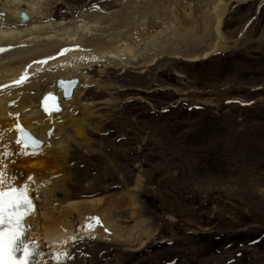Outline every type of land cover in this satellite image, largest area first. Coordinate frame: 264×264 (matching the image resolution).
<instances>
[{
    "label": "rangeland",
    "instance_id": "obj_1",
    "mask_svg": "<svg viewBox=\"0 0 264 264\" xmlns=\"http://www.w3.org/2000/svg\"><path fill=\"white\" fill-rule=\"evenodd\" d=\"M4 1L0 0V16L6 10ZM38 1L24 2L46 9L55 23L65 26L93 21L95 13L118 18L128 9L141 10L135 15L146 14L155 26L178 19L165 34L177 37L182 49L188 50L195 43L205 47L211 30L204 32L192 24L186 36L182 25L188 20L203 25L214 0ZM221 1L227 8L220 29L225 46L214 54L200 60L161 55L140 67L144 56L137 65L121 69L103 68L95 56L97 60L87 64L91 66L77 70L91 81L82 85L80 79L81 94L61 111L70 117L84 116L93 133H88V143L79 139L71 143L66 188L75 193L97 189L106 197L129 193L132 210L125 200L115 209L122 225L138 222L153 235L133 251L102 239L74 238L65 263L264 264V0ZM91 22L87 25L92 30H86L91 36L105 26L112 27L106 40L120 43L126 38L115 36L121 28L117 22ZM157 40L151 45L158 46ZM133 41L128 35L126 42L133 46ZM21 45L0 48L7 51ZM159 47L148 50L146 59ZM51 128L45 137L55 130ZM70 131L65 126L62 136Z\"/></svg>",
    "mask_w": 264,
    "mask_h": 264
},
{
    "label": "bare ground",
    "instance_id": "obj_2",
    "mask_svg": "<svg viewBox=\"0 0 264 264\" xmlns=\"http://www.w3.org/2000/svg\"><path fill=\"white\" fill-rule=\"evenodd\" d=\"M24 1L5 0L4 8L6 10L4 12L1 10L4 15L0 16V45L8 46L15 43L23 45L18 48H8L7 51L4 50L0 53V172L4 173V190L26 186L27 194L32 200V212L24 220L29 229L24 240L35 242L41 254L39 260L32 264H67L65 263L67 250L71 248L74 238L81 237L102 239L106 242L109 241L110 244L127 246L130 251L136 250L133 248L143 245L153 234L146 228H139L138 222L129 227L122 225L121 213L115 209H119L124 204V200L127 201L129 207L134 205L129 193L123 196L106 197L100 195L96 191L97 189L78 193L71 189L67 190L69 188L66 187L70 182L67 177L68 166L73 159V152L70 151L71 143L74 141L75 144L76 139L88 143L87 141L90 140L88 133L93 132L86 128L88 125L85 124L84 116L70 117L66 110L67 113L63 115L64 110H59V112L52 109V101L55 99L64 107V104L69 103L73 98L77 99L76 95L81 94L78 86L80 79H82V85H87L91 81L89 75L77 70L91 66L87 64L96 61L95 56L104 63L103 68L121 69L130 67L129 65H137L139 57L147 58L148 54L146 53L159 46L161 48L159 47L160 49L152 53L153 57L139 61L143 62L140 67L146 66L147 63L152 64L156 57L162 58L161 55L172 54V58L186 60L199 58L200 60L214 54L225 46L220 42L222 38L220 29L226 14V5L221 0H214L212 7L207 9L210 12L209 16L201 21L204 23L203 25H200V20L191 23L188 20L187 25H182V34L186 36H188L187 30L192 29V24L194 27L203 29L204 32L208 28L211 30L208 36H211L212 43H209L207 36V39L203 41L206 44L205 47H199L200 44L195 43L187 50L182 49V46L179 45L181 42H177V37L167 36V29L173 26L171 24L178 19H169L164 24L155 26L154 21L149 20L150 18L146 14L136 16L135 14L141 11H136L137 9L133 11L128 9L118 18L100 13L92 15L93 23L108 25L110 22H117V28L121 26L115 36L123 35L122 38H126L117 43L106 40L112 27L105 29L103 26V29H95L97 33L91 36V33L86 31L92 30L90 25H87L91 21L84 22L80 18L78 20L81 22L72 21L73 26L69 25L71 22L65 26V24L55 23L53 17L47 14L46 9H34L33 6L36 7V4ZM36 1L38 4L39 1ZM40 6L42 7V5ZM22 11L28 15V19L24 22H21L19 18V13ZM106 18L108 19L106 20ZM160 18H163V21L166 19L163 12L160 14ZM127 19L135 20L131 24L127 22L124 25L123 21ZM77 23L81 24L76 25ZM123 29H125L124 32H122ZM128 35L134 39L133 46L132 42H126ZM159 36L162 38L160 39ZM155 39H158V46L151 45L152 42L156 43ZM168 45L169 47L166 48ZM28 46L30 47L28 48ZM129 52L132 54L127 56L126 53ZM30 63L31 66H29ZM102 71L100 70V72ZM22 77V82L15 83ZM67 77H75L76 84L72 96L63 97L56 82L57 78L68 79ZM52 82L55 83L53 85L56 89L54 92H52L53 86L50 84ZM48 109H52L54 112ZM72 110V114H74V107ZM85 113L91 115L88 111ZM64 123L65 125H63ZM65 126L71 128V134L65 135L64 138L62 135ZM20 127L27 129L42 140L43 145L30 148L29 146L25 147L24 142H22L24 145L17 143L20 140L18 135ZM51 127H54L55 130L45 137ZM25 152L29 154H24ZM33 152L36 154H31ZM95 191L96 193L92 197L87 196L90 192ZM57 193H61V197H57ZM75 194L77 195L75 196ZM109 208L111 210H108ZM134 213V210L130 211L127 217L133 219ZM92 218H98L99 222ZM88 225L91 226L88 227ZM56 256H59V259H55Z\"/></svg>",
    "mask_w": 264,
    "mask_h": 264
},
{
    "label": "snow or ice",
    "instance_id": "obj_3",
    "mask_svg": "<svg viewBox=\"0 0 264 264\" xmlns=\"http://www.w3.org/2000/svg\"><path fill=\"white\" fill-rule=\"evenodd\" d=\"M5 49L0 48V51ZM23 81V77L20 83ZM47 110V109H46ZM32 144L39 142L28 137ZM17 143H22L18 140ZM25 143V147H26ZM23 151V149H22ZM24 154H29L25 152ZM31 154H36L35 152ZM7 155V153H5ZM31 179V177H29ZM4 173L0 172V264H28L29 258L35 252V242L32 247L25 243L21 236L23 234V225L21 223L23 217L28 214L33 207L32 200L27 194V187L9 188L7 191L3 188ZM98 221V218H92ZM91 225H88L90 227ZM20 252L21 257H16V253ZM59 259V256L54 257Z\"/></svg>",
    "mask_w": 264,
    "mask_h": 264
},
{
    "label": "water",
    "instance_id": "obj_4",
    "mask_svg": "<svg viewBox=\"0 0 264 264\" xmlns=\"http://www.w3.org/2000/svg\"><path fill=\"white\" fill-rule=\"evenodd\" d=\"M19 18L21 19L22 22L28 19V15L22 11L19 13ZM76 84V78L75 77H70L68 79H62V78H57L56 85L59 89L62 91L63 97H70L72 96L73 93V88L74 85ZM52 108L54 110H60L61 106L60 104L54 99L52 102ZM19 135L21 140L26 143L30 148H37L42 145V141L35 136H33L27 129L20 127L19 128ZM28 137H31L32 139L38 141V144H32L31 140L28 139Z\"/></svg>",
    "mask_w": 264,
    "mask_h": 264
}]
</instances>
